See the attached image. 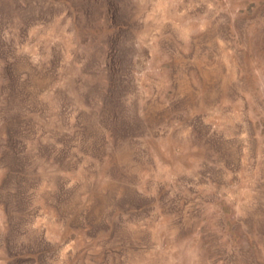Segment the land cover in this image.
Wrapping results in <instances>:
<instances>
[{"label":"rangeland","instance_id":"obj_1","mask_svg":"<svg viewBox=\"0 0 264 264\" xmlns=\"http://www.w3.org/2000/svg\"><path fill=\"white\" fill-rule=\"evenodd\" d=\"M0 264H264V0H0Z\"/></svg>","mask_w":264,"mask_h":264}]
</instances>
